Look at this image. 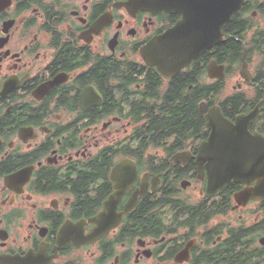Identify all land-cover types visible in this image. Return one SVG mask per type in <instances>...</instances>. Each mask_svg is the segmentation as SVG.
<instances>
[{"label": "flooded vegetation", "instance_id": "obj_1", "mask_svg": "<svg viewBox=\"0 0 264 264\" xmlns=\"http://www.w3.org/2000/svg\"><path fill=\"white\" fill-rule=\"evenodd\" d=\"M129 1L0 0V264H264V69L252 64L264 57L253 20L264 0H244L223 30L221 44L242 43L237 64L219 62L218 44L164 75L144 52L181 17ZM237 18L244 34L229 35ZM232 71L245 85L227 93ZM182 75H194L186 93H208L201 116L220 108L232 122L230 144L240 128L250 136L251 172L233 165L215 192L201 153L207 122L181 149L174 136L149 143L147 126L178 107L168 95ZM121 77L153 90L149 115L123 109L112 89ZM236 95L243 105H220Z\"/></svg>", "mask_w": 264, "mask_h": 264}, {"label": "water", "instance_id": "obj_2", "mask_svg": "<svg viewBox=\"0 0 264 264\" xmlns=\"http://www.w3.org/2000/svg\"><path fill=\"white\" fill-rule=\"evenodd\" d=\"M244 0H130L127 7L136 5L152 12L172 13L181 19L161 37L147 46L144 57L147 63L155 66L160 74H165L169 66L176 72L186 63L212 45L223 42V28L229 24L233 15L241 8ZM207 127L211 130L209 138L203 142L201 153L208 161L209 192H215L226 184L232 166L243 176L251 172L252 157L247 154L250 136L238 131L230 144L229 130L232 122L225 117L220 108H214L206 116ZM251 117H245L248 123ZM232 146L236 149L231 152ZM128 162H126L127 164ZM264 170V161L260 166ZM121 170L118 167L115 172ZM236 176V175H234ZM119 186L116 184V190ZM264 191V185H263ZM114 199V197H112Z\"/></svg>", "mask_w": 264, "mask_h": 264}, {"label": "trees", "instance_id": "obj_3", "mask_svg": "<svg viewBox=\"0 0 264 264\" xmlns=\"http://www.w3.org/2000/svg\"><path fill=\"white\" fill-rule=\"evenodd\" d=\"M240 18L234 20V23L230 25L226 32L229 35L234 33L244 34V26L240 23ZM240 40H242L240 38ZM243 54L242 43L238 40L236 41L233 37L227 38L224 44H219L215 57L221 63L229 62L230 64H237ZM232 60V61H226ZM206 63L203 64V68ZM135 69V68H134ZM98 76V75H97ZM116 74L113 73L112 76L106 75L105 80L108 81L111 77H115ZM194 75H189L184 77L180 76L177 81L172 85V93H169L168 97L172 99L173 104L178 107L175 112L166 113L163 111L164 115H161L158 122L154 123L149 128L148 137L149 143L154 146L165 147V141L169 140L174 136L173 148L181 149L184 147V142L190 138L196 137L200 133L205 131V124L207 120L204 116H201L198 109V103L200 100H207L206 89L204 86H190L188 87L186 93V84H193L192 78ZM153 83L155 87L160 85V76L155 72ZM121 84L113 87L121 96L120 104L123 109H128L131 113L136 114L141 117V114H150V105L147 103L146 99L149 96L150 99L156 100L155 93L152 89L132 91L130 85L133 81L131 78L121 77ZM194 80V79H193ZM108 87V86H107ZM221 90V88H220ZM159 93V92H158ZM187 94V95H186ZM166 95V94H165ZM226 102L233 103L234 106L239 107L244 104V99L241 95H236L233 98H219V103L223 107L226 106ZM142 150H140V153ZM157 202V201H153Z\"/></svg>", "mask_w": 264, "mask_h": 264}, {"label": "rangeland", "instance_id": "obj_4", "mask_svg": "<svg viewBox=\"0 0 264 264\" xmlns=\"http://www.w3.org/2000/svg\"><path fill=\"white\" fill-rule=\"evenodd\" d=\"M264 15L260 14V13H256L254 16H253V20L256 21V23L258 25H264ZM262 29V28H261ZM259 60H262L261 61V64L263 66V69H264V57H261L259 55H257L256 57H254V60H253V65L254 64H258L260 61ZM252 69V68H251ZM226 81H227V84H228V90H227V93L230 92V90L237 84H243V81L241 80L239 74H238V71H232V73L226 78ZM246 89H249L250 91H253L252 89H250L248 86H246L244 88L245 91H247ZM247 96H250L247 94ZM117 128H120L122 130V133H125L126 131V127L125 125H117L115 126ZM152 153H155V151H152ZM185 195L186 196H189V194H191V192H188V191H185ZM192 195V194H191ZM194 197H198V190L196 191V193L193 195Z\"/></svg>", "mask_w": 264, "mask_h": 264}]
</instances>
